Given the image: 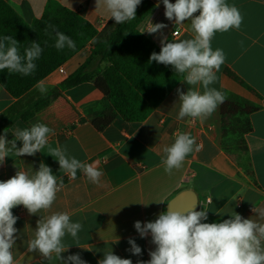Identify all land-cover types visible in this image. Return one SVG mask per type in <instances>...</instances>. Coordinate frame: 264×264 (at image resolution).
<instances>
[{
  "label": "crops",
  "instance_id": "crops-1",
  "mask_svg": "<svg viewBox=\"0 0 264 264\" xmlns=\"http://www.w3.org/2000/svg\"><path fill=\"white\" fill-rule=\"evenodd\" d=\"M26 22L42 16L49 0H6ZM80 14L99 31L110 19L103 8H96V0H54ZM154 9L139 25L145 31L150 23L167 27L154 34L142 32L161 49L166 42L193 37L191 22L182 25L168 20L162 0H151ZM175 3V0H170ZM238 8L243 16L239 28L217 32L211 41L213 50L222 49L225 62L211 87L224 93L229 105H222L207 119H177L179 97L177 89L188 90L184 78L175 89L142 122H126L116 118L103 131L91 123L93 115L114 112L109 100L93 82H84L62 91L50 104L35 113L29 121L16 120L2 135L8 141L15 139L11 130L30 128L42 123L54 130L48 144L33 156H15V150L0 163V181H6L18 170L33 174L41 162L51 167L53 174L63 177L64 187L57 193L51 209L30 215L23 206L14 208L18 217L16 244L13 246L15 264H63L53 254L44 259L39 252L27 250L34 237L40 216L53 212H67L72 222H80L78 240L66 234L61 256L79 254L87 264H98L104 252L112 250L121 258L148 261L155 249L151 235L141 238L134 227L153 222L167 211L170 202L179 193L190 190L198 196L196 211L208 209L206 223L222 222L236 212L243 218L256 219L253 207H264V0H226ZM197 12L195 15H198ZM178 30V34L174 31ZM87 45L62 66L40 81L35 91L44 86L47 91L58 87L70 74L85 63L90 54ZM104 62H96L91 70L101 69ZM201 92L202 86H195ZM46 91V92H47ZM17 101L0 85V115ZM190 133L199 150L186 157L179 170L164 171L161 162L165 145L174 142L178 133ZM22 147L21 141H16ZM65 148L69 157L92 164L102 171L99 185L90 182L78 170L75 179L59 170L58 161L47 154L49 147ZM10 147V145H9ZM59 182V181H58ZM212 201L211 203L209 201ZM129 238L142 249L133 255ZM78 244V245H76ZM71 264V262H69Z\"/></svg>",
  "mask_w": 264,
  "mask_h": 264
},
{
  "label": "clouds",
  "instance_id": "clouds-1",
  "mask_svg": "<svg viewBox=\"0 0 264 264\" xmlns=\"http://www.w3.org/2000/svg\"><path fill=\"white\" fill-rule=\"evenodd\" d=\"M141 2L142 0H96L95 9L103 8L116 24H122L136 18L137 7ZM162 2L164 15L168 20L179 26L185 21L191 22L193 37L172 42L162 39L160 52H153L149 62L172 66L175 72L186 74L183 82L191 87L186 92L177 89V119L189 117L203 121L226 100L224 93L211 87L217 80L216 73L225 62L223 50H213L211 41L217 32L239 30L243 16L237 7L229 5L226 0ZM197 12L199 14L195 15ZM49 27L55 32L57 50L65 47L75 49V42L69 36L57 31L54 26ZM165 27L167 25L163 23H150L145 31L154 34ZM18 43L12 36L0 38V71L7 69L9 72L30 75L36 69L34 61L41 56L43 49L39 43L32 42L22 56ZM197 85L202 86V92L195 88ZM39 90L42 93L47 91L42 85ZM7 131L9 130L5 129V133ZM11 131L15 137L11 141L7 140L6 135H0V163L13 150L17 157L35 155L48 144L49 135L54 134L53 129L42 123ZM16 141H21L22 147H17ZM199 148L190 133L176 134L174 142L162 149L164 171L171 174L174 169L179 170L186 157ZM47 154L58 161L59 170L71 179H75L80 170L93 184L101 183L102 171L92 164L69 157L65 148L49 147ZM63 187V177L58 178L51 167L43 162L31 175L18 170L11 178L0 181V264H15L12 249L17 239L18 230L14 225L18 217L12 210L23 206L30 215L47 211L51 209L57 193ZM170 205L171 202H168V210L160 213L153 222L134 223L139 236L146 238L150 234L151 243L155 245V249L149 252L150 259L137 261V264H264V207H253L256 219L243 218L233 212L228 213L230 218L222 222L206 223L202 221L208 219V209L196 211V205L193 204L188 209L180 210ZM40 217L34 237L28 241L27 250L39 252L46 260H51L54 254L63 264H87L79 254L69 255L67 259L61 256L69 248L63 243V238L68 234L78 240L82 224L72 222L67 212H53ZM128 243L133 255L142 254L135 239L129 238ZM98 264H133V261L121 258L110 250L104 252Z\"/></svg>",
  "mask_w": 264,
  "mask_h": 264
},
{
  "label": "trees",
  "instance_id": "trees-1",
  "mask_svg": "<svg viewBox=\"0 0 264 264\" xmlns=\"http://www.w3.org/2000/svg\"><path fill=\"white\" fill-rule=\"evenodd\" d=\"M154 9L151 0H142L136 18L122 24L109 19L99 31L80 12L49 0L41 17L31 23L6 0H0V38L14 37L23 56L32 42L43 49L34 61L36 69L30 75L0 71V85L17 101L0 115V135L16 120L29 121L36 112L47 107L62 91L84 82H93L109 100L114 112H103L91 117L92 125L103 131L116 118L126 122L144 121L175 89L184 75L155 61L149 62L153 52L160 48L139 29V25ZM69 36L75 49L57 50L56 35L49 26ZM91 45L90 54L75 72L58 87L42 93L35 91L37 84L70 58ZM96 62H104L101 69L91 70ZM229 104H222V112Z\"/></svg>",
  "mask_w": 264,
  "mask_h": 264
},
{
  "label": "water",
  "instance_id": "water-1",
  "mask_svg": "<svg viewBox=\"0 0 264 264\" xmlns=\"http://www.w3.org/2000/svg\"><path fill=\"white\" fill-rule=\"evenodd\" d=\"M171 207L174 209L185 210L195 204V210L198 208V196L190 190L183 191L175 196L171 201ZM168 210V207H167Z\"/></svg>",
  "mask_w": 264,
  "mask_h": 264
},
{
  "label": "built area",
  "instance_id": "built-area-1",
  "mask_svg": "<svg viewBox=\"0 0 264 264\" xmlns=\"http://www.w3.org/2000/svg\"><path fill=\"white\" fill-rule=\"evenodd\" d=\"M174 34H178V30L174 31ZM59 71L65 73L63 66L58 67Z\"/></svg>",
  "mask_w": 264,
  "mask_h": 264
}]
</instances>
